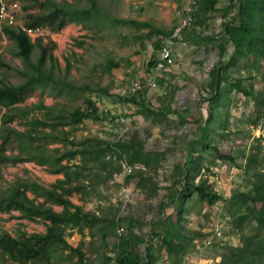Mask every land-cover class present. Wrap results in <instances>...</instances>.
I'll return each instance as SVG.
<instances>
[{
	"label": "trees",
	"instance_id": "obj_1",
	"mask_svg": "<svg viewBox=\"0 0 264 264\" xmlns=\"http://www.w3.org/2000/svg\"><path fill=\"white\" fill-rule=\"evenodd\" d=\"M24 12L23 23L36 26L45 25L52 30H58L66 24L73 22L84 28H99L104 25L107 14L98 0H86L87 3L78 4L54 0H19ZM219 0H197L193 23H202L208 13L221 10L223 14H230L229 19L222 23V30L217 35H206L218 48L219 58L209 71V91L203 98L207 101L206 116L199 115L198 122H202L201 132L186 143L187 158L177 164L179 182L178 188L170 187L169 202L173 205L168 213L162 211L164 202H161L160 211L153 216L151 235L146 243L143 253L136 246L145 240V237L129 228V232L121 235L116 253L117 264H158V251L165 252L164 264H181L182 257L192 243V233L198 235V240L205 235L200 230L188 229L182 222L184 213L191 206L187 202L191 199L201 203L212 204L218 199L224 200V208L229 215L231 230L238 235L236 244L225 243L218 253V264H264V146L261 143H252L249 147L239 150L244 158L243 173L248 184L245 189H233L228 196L214 190L201 177V169H208L205 164V152H213V160L221 157L235 161L236 156L231 152L221 150L216 142L209 140V134L221 133L219 127L227 121L229 103L232 99L231 88H236L250 96L258 113H263L264 84L257 88L253 82L244 83V78L231 77L230 67L240 58H245L252 69L260 72L264 63V0H226L222 7H218ZM38 3L37 7H34ZM110 22L120 24H134L137 28L142 25L148 27L145 36L154 38V47L161 45L160 35H169L172 28L164 29L151 25L145 21L135 20L131 17H110ZM96 28V29H97ZM188 28V27H187ZM183 29V32L187 31ZM6 36L15 45V53L22 58L26 67L18 71L22 80L17 83L0 80V105L6 107L1 116L0 128V163L35 160L46 165L49 172L61 173L49 184L37 180L15 178L4 190L0 192V211L10 212L19 210L20 216L29 220H42L45 223L43 232H27L17 229L16 234L8 230H0V260L10 264H93V259L82 250L83 242L76 246L71 245L65 238L68 229L82 230L88 227L90 248L94 249L93 236L98 235L101 246L107 242V230L114 225L115 211L85 208L84 201L89 198L101 197L104 194L105 183L114 172L121 169L120 159L124 157L128 162H141L145 167H155L158 156L156 151L145 150L141 140L134 132L127 139L107 140L97 133H86L80 138L71 136L69 125L73 129L84 119H98L100 106L90 96H86L85 107L75 106L63 112L55 110L39 101L36 106L45 109L48 119L31 120V127L27 130H17L6 125L17 115H25L30 107H18L17 102L24 100L38 86L45 87L48 81L57 94H62L64 81L54 75L58 68V61L53 54L52 38L42 40L37 37L31 40L30 36L20 27L7 23H0V38ZM156 36V37H155ZM78 44L80 40H75ZM231 45V50L228 46ZM37 48L38 53L32 59V52ZM155 56H151L146 67H152ZM67 67L69 60H67ZM118 64V61L109 60L106 68ZM12 68L0 53V67ZM254 74L249 72V77ZM261 81L264 83V71L261 72ZM98 91L109 94L106 88ZM144 89H139L129 95H122V100L136 104V112L144 115L154 114L165 117L171 109L161 95L158 102H152L146 97ZM154 103H157L156 105ZM18 108V109H17ZM127 115V113H125ZM258 116V114L256 115ZM119 116L114 114L113 118ZM181 118H183L181 116ZM257 121V118L254 122ZM37 125L47 126L56 130L62 126L59 133L48 132L42 135L33 134ZM13 138H19V151L6 154V144ZM261 138V137H260ZM259 137L256 140L260 139ZM42 139V141H39ZM50 142H59L60 145L46 149ZM25 154H22L24 153ZM211 161V160H210ZM143 171H136L127 175L130 179L139 175L137 185L145 190L147 196L157 193V182L151 175ZM198 177L197 180L195 178ZM28 191L32 196L28 195ZM77 194L82 200L76 203L71 196ZM54 204L61 205V209L53 208ZM200 209L196 210L199 212ZM130 223L134 220L130 218ZM100 233V234H99ZM158 244L154 245V238ZM195 243L193 244L194 247ZM98 248V246H96ZM103 251L101 252V254ZM104 255H106L104 253ZM102 254V256H104ZM75 257V258H74ZM107 257V256H105Z\"/></svg>",
	"mask_w": 264,
	"mask_h": 264
},
{
	"label": "rangeland",
	"instance_id": "obj_2",
	"mask_svg": "<svg viewBox=\"0 0 264 264\" xmlns=\"http://www.w3.org/2000/svg\"><path fill=\"white\" fill-rule=\"evenodd\" d=\"M57 2H69L73 0H54ZM226 0H220L218 7H222ZM99 4L107 13L103 26L84 28L80 24L70 22L58 31L53 38V54L58 61V68L54 69V75L63 80L62 94H57L52 88V82L48 81L45 87L38 86L24 100L17 102L18 107H30L25 115H17L16 118L6 125L17 130H27L31 127V120L47 118L48 114L43 108L36 104L43 100V103L63 112L75 106L85 107V97L90 96L100 106L98 119H84L76 127L64 125L70 129L71 136L80 138L86 133H97L107 140L127 139L130 134L136 133L141 140L145 150L156 151L158 161L155 167H146L144 174L152 176L157 182V193L147 196L145 190L137 185L139 175L130 179L125 177V182L131 190L132 201L127 214L122 218L124 226L123 235L129 232V228L145 237L136 248L143 253L146 243L151 235L153 216L160 211L161 202H164L162 211L168 213L173 205L169 202L170 187L178 188L179 182L177 164H181L187 158L186 143L191 140L197 132H201L203 123L198 122L199 115L206 116L207 101L203 97L209 91V71L219 58V51L213 41H209L206 35H217L222 30V23L229 19L230 14H223L221 10H214L207 14L202 23H193L187 31L180 33V36L171 37L167 35L166 41L171 47L173 61L164 70L158 73L152 72V67L147 68L148 59L156 57L158 48L154 47L153 39L145 36L146 26L137 28L133 23L120 24L111 23L110 17H131L135 20L160 21L161 26L170 29L174 27L181 15L182 5L185 0H98ZM87 3L86 0H79L78 4ZM38 3L34 5L37 7ZM24 12L21 8L17 10L18 20H22ZM150 16V17H149ZM157 18V19H156ZM97 28V29H96ZM156 37V36H155ZM49 35L43 39L48 40ZM75 40H80L78 44ZM232 46H228L231 50ZM15 43L6 36L0 38V53L4 60L11 64L12 68L0 67V80L17 83L22 80L18 71L26 67V64L14 51ZM38 49L32 52V59L36 57ZM118 61V64L106 68L109 60ZM67 60L69 66L67 67ZM264 71V63L260 72L255 71L247 64L245 58H240L229 69L231 77L239 76L244 78V83L253 82L257 88L263 86L261 72ZM249 72L254 74L249 77ZM154 76V86H144L143 89L147 98L152 102H158L159 95L164 103L170 105L171 109L167 115H144L135 111L137 108L133 102L122 100V95H129V83L133 78L146 79ZM98 88H106L109 94L98 91ZM232 99L229 103V114L227 121L219 127L221 133L209 134V140L236 156L235 161L216 157L213 160L212 150L205 152V164L208 169H201V177H206L209 185L217 192L228 196L233 189H245L248 184L243 173L244 158L239 154L240 149H246L252 143H261L264 146V114L258 113L250 96L242 93L236 88H231ZM155 105L157 103H154ZM6 107L0 105V128L2 125L1 116ZM18 109V108H17ZM264 112V107H263ZM127 113V115H125ZM117 117L114 119L113 115ZM258 114V116H256ZM181 116L183 118H181ZM257 118V121L254 120ZM59 126L56 130L49 125H37L33 134L42 135L48 132L59 133L62 130ZM6 144V154H13L20 149L17 147L19 138H13ZM260 138L256 140V138ZM42 141V139H39ZM60 145L59 142H50L46 149ZM251 149V147H249ZM25 154V151L24 153ZM211 160V161H210ZM46 165L35 160L20 161L17 163H0V192L15 178L37 180L49 184L61 174L51 173ZM199 175L195 178L197 180ZM104 194L97 199H89L84 202L87 208H100L106 212H112L113 206L119 201L120 190L117 180L112 177L105 183ZM76 200V196L72 197ZM185 211V219L182 222L188 229L200 230L205 235L198 240V235L192 233V243L182 257L181 264H218V253L225 243L236 244L239 242L238 235L231 230L229 215L224 208V200L218 199L212 204L201 203L197 200H189ZM58 208V206H56ZM200 209L199 212L196 210ZM130 218L134 220L130 223ZM218 225L221 236L213 237L211 243H206V235L212 226ZM17 228L28 232L35 228L29 220L20 217L17 210L10 212L0 211V230H8L15 235ZM111 231V230H110ZM65 236L71 239L67 230ZM98 239V238H97ZM115 232H109L107 245L116 246ZM154 245L158 244L155 237ZM195 243L194 247L193 244ZM115 244V245H114ZM84 245L87 253H93V264H107L102 261L100 248H96L97 242ZM158 253V261L165 259V252L161 249ZM68 264V261L62 262ZM0 264H10L8 261H1Z\"/></svg>",
	"mask_w": 264,
	"mask_h": 264
},
{
	"label": "built area",
	"instance_id": "obj_3",
	"mask_svg": "<svg viewBox=\"0 0 264 264\" xmlns=\"http://www.w3.org/2000/svg\"><path fill=\"white\" fill-rule=\"evenodd\" d=\"M181 15L177 24L173 27L172 32L169 34L171 37L180 36L184 28L189 27L194 19V12L196 9V0H185V3L182 5ZM20 7L19 0H0V23H7L11 25H16L23 29L30 37H41L43 38L47 35L50 38H54L56 31L50 29L45 25H26L17 18V10ZM161 40V45L158 48V53L155 58V61L152 65V72L158 73L161 70H164L169 64L172 63V51L168 42L166 41L167 36L159 35ZM156 80L154 76H149L146 79L133 78L129 83L130 94L136 92L139 89H143L144 86H154ZM119 119H124L123 116ZM121 169L118 172H115L112 176V180H117L119 183L120 196L118 201V211L115 216L117 221L115 226V238L119 240L121 235L124 233V226L120 223L122 219L128 212L130 208V203L132 201L131 190L128 184L125 182V177L136 171H143L146 167L141 162H128L124 157L120 159ZM218 225H214L210 228L209 233L206 235V243H211L213 237L219 238L221 236ZM109 259L107 264H117L116 253L109 252ZM167 262L166 259L158 262V264H164Z\"/></svg>",
	"mask_w": 264,
	"mask_h": 264
},
{
	"label": "crops",
	"instance_id": "obj_4",
	"mask_svg": "<svg viewBox=\"0 0 264 264\" xmlns=\"http://www.w3.org/2000/svg\"><path fill=\"white\" fill-rule=\"evenodd\" d=\"M220 1V0H219ZM218 1V2H219ZM225 3V2H224ZM217 5H218V3H217ZM196 7H197V0H196ZM150 17V16H149ZM157 19V18H156ZM23 20V19H22ZM21 20V21H22ZM139 21H145V22H148V23H150L151 25H153V26H155V27H159V28H164V29H167V28H165V27H163V26H161V22L160 21H157V22H155V20H153V21H151V19H148V20H139ZM23 22V21H22ZM142 26H146V25H142ZM147 27V26H146ZM60 29H62V28H60ZM60 29H58V30H55L57 33H58V31H60ZM147 29H148V27H147ZM158 35H160V34H158ZM31 38V40H35L37 37H35V38H32V37H30ZM159 48V47H158ZM156 58V57H155ZM118 172V171H117ZM52 173V172H51ZM115 173V172H114ZM113 173V174H114ZM55 174H61V173H55ZM61 176H62V174H61ZM57 177H60V176H57ZM56 177V178H57ZM55 180V179H54ZM53 180V181H54ZM52 182V181H51ZM28 195L29 196H32V193L30 192V191H28ZM73 196H76V200L74 201L73 200ZM71 198H72V200L74 201V202H76V203H81L82 202V200L78 197V195L77 194H74V195H72L71 196ZM93 199H97V200H100L99 198L100 197H95V196H93L92 197ZM92 198H89L90 200L92 199ZM89 199H87L86 201H88ZM85 202V201H84ZM56 206H58V208H56ZM85 206V205H84ZM61 205H58V204H54L53 205V208L54 209H56V210H59V209H61ZM114 207H117V209H116V213H115V215H114V219H115V216H116V214H117V211H118V204H116V206H113L112 208H114ZM85 208H87L86 206H85ZM16 210V209H15ZM102 211L100 208H97L96 209V212L98 213V212H100V211ZM18 212H19V215H20V211L19 210H17ZM115 211V209L113 210V212ZM20 217H22V216H20ZM23 218H25V217H23ZM25 219H27V218H25ZM27 220H29V219H27ZM122 221V219H120V223H122L121 222ZM29 222H30V224H34L35 225V228H33V229H31V231L30 232H43V231H45V223H44V221H42V220H29ZM116 223H117V221H116V219H115V221H114V225H113V227H111V228H109V230H107L106 232H107V234L109 235V232H112V229L114 230V232H115V226H116ZM17 229H21V228H17ZM111 230V231H110ZM68 231H71L70 232V234L69 235H71L70 237H71V239L70 238H66V236H65V238L68 240V242L71 244V245H73V246H76L77 244H79V242H83V244H82V250H84L85 251V253H86V255H89L90 257H94L95 255H93L94 254V252L93 253H87V250H85V248H84V245H90V239H91V236H90V234H89V229H88V227H84L81 231L80 230H77L76 228H72V229H68ZM28 232V231H27ZM100 234V233H99ZM107 235V236H108ZM98 238V239H97ZM92 239H94V240H96V242H97V246L100 248V251L102 252L103 251V255H104V253L106 254V255H104V256H102V254H101V256H102V261H105L106 263H107V261H108V259H109V255H108V253L109 252H115V253H117V250H118V242H119V240H115V242H116V246L114 247V246H112V245H107V242L105 243V246H101L100 245V242H99V237H98V235H95V236H93V238ZM106 240H107V237H106ZM115 245V244H114ZM92 255V256H91ZM105 256H107V257H105ZM75 258V257H74ZM93 259V258H92ZM62 262H64V261H62ZM62 264H64V263H62ZM68 264H69V261H68Z\"/></svg>",
	"mask_w": 264,
	"mask_h": 264
}]
</instances>
